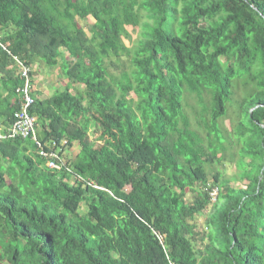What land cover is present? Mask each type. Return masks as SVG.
Returning <instances> with one entry per match:
<instances>
[{"label": "trees", "instance_id": "trees-1", "mask_svg": "<svg viewBox=\"0 0 264 264\" xmlns=\"http://www.w3.org/2000/svg\"><path fill=\"white\" fill-rule=\"evenodd\" d=\"M0 43L3 125L13 57L61 83L32 106L44 146L0 142V264H264V0H0ZM228 152L245 187L210 182Z\"/></svg>", "mask_w": 264, "mask_h": 264}, {"label": "rangeland", "instance_id": "rangeland-1", "mask_svg": "<svg viewBox=\"0 0 264 264\" xmlns=\"http://www.w3.org/2000/svg\"><path fill=\"white\" fill-rule=\"evenodd\" d=\"M141 15L143 17L142 24L144 23H150L152 24L153 21L149 20L146 17V13L145 12H141ZM79 24L82 26V28L85 30V32H87L88 36L91 37V29L95 23V20L93 18H87L86 20H81V19H77ZM143 32L144 29L142 27H136L135 29L133 28H129L128 30V36L123 38L124 43L129 47H133L134 45L137 44V42L141 39H143ZM112 60L116 62L115 65L112 64ZM126 58H123L121 61L117 62L114 59L109 58L107 60V65L109 67V71L112 72L113 74L117 75L120 72H122V68L124 66V64L126 63ZM129 64V63H128ZM44 70V67L41 66V70ZM128 70V69H127ZM57 73H60V71L58 69H56ZM50 75H55V73H52ZM49 75V76H50ZM60 76V75H59ZM77 91V89H76ZM236 93H237V97L241 96L243 94V90L242 89H236ZM186 99H193L191 95H187ZM191 105L196 106L195 101H190ZM236 105V104H235ZM186 110L187 111H191L189 107L186 106ZM236 117V113H234L233 108H230L229 111V115L228 117H226L221 124H223L225 126V128H229L230 129V123L231 120H234ZM226 136V143L227 144H232V140L231 138L228 136V133H225ZM237 146H235L233 149H230V151H232L235 154V148ZM78 150V148L75 145V150H71V157H74L73 153ZM238 158L239 156L236 155V157L234 159H231L230 157V152L227 153V160L222 162L220 165H215L213 166V168H211L209 171L210 173V182L212 183L213 180L211 178L212 175H214L216 173L217 170H219V172L222 174V178L229 180L231 182V185L235 188H237L238 186H246V182H240V180L236 179L239 176V172L240 169L238 167ZM73 159V158H71ZM194 199V194L193 193H188L187 194V202L190 203L191 201H193ZM83 211L86 212V207L82 208ZM209 211H204L202 214H200L199 216L196 217V219L194 220V222H196V226H197V230L200 232L201 237H203L206 234V225H205V219L208 215ZM198 246H200V242L196 243Z\"/></svg>", "mask_w": 264, "mask_h": 264}, {"label": "crops", "instance_id": "crops-1", "mask_svg": "<svg viewBox=\"0 0 264 264\" xmlns=\"http://www.w3.org/2000/svg\"><path fill=\"white\" fill-rule=\"evenodd\" d=\"M33 69H34V72L32 73V75H33L32 76V78H33V84L32 85H33V95L35 96V99H38V101H43L44 99L51 98L56 89L61 90L60 89L61 83L59 84V82H58V78H59L60 74L57 73L55 69L44 68V70L43 69L40 70L41 67L38 69V71L36 70L37 69L36 67H33ZM51 72L55 73V75H50ZM14 102L17 105V97L14 98ZM17 108H18V105H17ZM37 120H38V118H37ZM41 126L39 125V127H38L40 129V137H39V134H38V140L37 141L40 143V145L44 146V141H43V138H42L43 137L42 132L47 131L48 127H47V125H45V127L42 126L44 128L42 130ZM6 127L7 126H5L2 123H0V131L4 130ZM15 140H17V139L0 140V142H4V141L14 142ZM20 140H25L26 141V140H29V139H20ZM30 141L35 145L37 150L39 148H41L34 139H30ZM64 143H65V139H63L61 144H64ZM55 145L57 146L58 144L55 143ZM75 145L76 144L74 143L73 147L70 150L66 151V154L69 155L70 158H72L71 155H70L71 154L70 151L71 150H75ZM76 147H77V145H76ZM57 149L58 148H55L54 149V153L52 154V155H54L56 157H57V153H56ZM78 152L79 151L77 150L76 153L75 152L73 153V155L74 156L77 155ZM48 165L50 166V162L48 163ZM57 166L58 165H56L55 167H57ZM50 167H52V166H50ZM52 168H54V167H52Z\"/></svg>", "mask_w": 264, "mask_h": 264}, {"label": "clouds", "instance_id": "clouds-1", "mask_svg": "<svg viewBox=\"0 0 264 264\" xmlns=\"http://www.w3.org/2000/svg\"><path fill=\"white\" fill-rule=\"evenodd\" d=\"M0 48L10 54V52L7 50V47L4 46L2 43H0ZM11 55V54H10ZM13 59L17 62L19 68H20V78H21V85L19 86L17 93H18V98H17V111L14 113V118L13 122L11 125L7 126L4 130L0 131V135H7L12 128L15 119H16V114L19 112H27L33 119H34V132L30 135L38 140V131H40L38 120L35 117V115L31 114L32 106L34 105L35 102V96L33 95V78H32V73L34 72V69L32 67L26 66L21 60H19L17 57H13ZM28 71L27 76H24L23 73L24 71ZM26 83L29 84V96L32 98V103L27 106V101H26V93L23 92V89L26 86ZM28 136V137H30ZM28 137L24 136H16V137H4L0 136V140H13V139H28ZM51 163V162H50ZM220 189L219 188H213L211 190L210 196L212 202L216 201L219 195Z\"/></svg>", "mask_w": 264, "mask_h": 264}, {"label": "built area", "instance_id": "built-area-1", "mask_svg": "<svg viewBox=\"0 0 264 264\" xmlns=\"http://www.w3.org/2000/svg\"><path fill=\"white\" fill-rule=\"evenodd\" d=\"M28 71H24L23 75L27 76ZM23 92L26 93L27 106L32 103V98L29 96V84L26 83ZM34 132V119L27 112H19L16 114L15 122L7 135L4 137L24 136L28 137ZM50 166L55 167V163L51 162Z\"/></svg>", "mask_w": 264, "mask_h": 264}]
</instances>
